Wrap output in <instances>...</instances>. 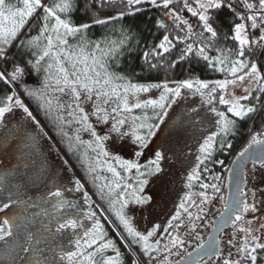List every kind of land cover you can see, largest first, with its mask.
<instances>
[{
	"label": "snow or ice",
	"instance_id": "obj_1",
	"mask_svg": "<svg viewBox=\"0 0 264 264\" xmlns=\"http://www.w3.org/2000/svg\"><path fill=\"white\" fill-rule=\"evenodd\" d=\"M111 2L16 0L11 3L0 0V83L9 88L8 94L0 98V123L14 108L22 109L25 118L38 129L29 139L35 142L36 136L46 137L52 141L51 147L57 155L60 154L57 145H63L67 153L76 156L95 188L90 195L81 179L74 177V189H67L82 193L86 209L80 208L75 200L64 199L59 187L49 193L55 198L52 207L58 214L55 233L62 236L68 232V242L49 249L52 256L48 258L41 249H33L34 236L26 232L25 244L21 247V251L31 253L26 264H264V231H261L264 224L253 229V220H246L249 213L253 214V219H258L256 214L262 208L257 206V190L252 189L251 203L244 190L249 175L255 181L257 169L264 170V128L250 134L248 143L232 161V167H225L224 160L214 159L218 149H231L227 138L235 135L237 120L264 111V65L252 58L255 48L264 51V0H122L127 11L101 18V10ZM177 3L181 5L179 9L174 6ZM152 9L161 11L163 18H156L154 27L164 31L159 42L142 53L147 71L165 66L175 68L195 59L223 78L133 82L118 71L121 58L133 47L131 29L122 26L119 31L113 29L112 35L105 34L99 39H92L88 34L94 26ZM78 11L87 17L86 21H74ZM185 11L196 18L195 24L183 15ZM225 11L230 14L224 20L227 29L220 20ZM229 41L235 44L234 48L227 46ZM33 73L42 74L38 86L28 83ZM246 79L250 85L243 89L246 95L233 93L228 98V87ZM152 89L161 90L157 98H140L141 93ZM185 90L199 96L202 105L208 106L216 130L204 136L198 145L195 164L186 178L189 191L184 193L175 213L166 224L157 223L140 231L133 226L127 210L129 205L151 206L154 196L147 188L163 175L162 162L166 156L162 151H155L146 163L141 164L140 159L165 123L169 109L185 98ZM21 94L36 101L37 110L43 112L59 140L54 141L48 135ZM217 102L226 106V111L219 110ZM134 109L144 111L134 115ZM147 110H151L152 115ZM97 124L106 127L103 134ZM82 133H87L90 139H82ZM108 141L127 143L134 158L113 154ZM249 161L251 169L246 168ZM63 162L71 167L68 160ZM209 163L220 165L229 175L225 177L215 172L207 166ZM98 169H106L111 179L99 175ZM204 174H207L206 180L202 179ZM233 182L236 183L235 193L231 191ZM196 185L200 190L193 192ZM3 188L4 181L0 179V189ZM93 196L106 202L107 208H101ZM217 200L223 207L219 217L211 222L212 231L206 239L199 229L207 219V206ZM24 203L14 200L10 193L0 211L8 209L10 204ZM105 213H111L115 221L104 216ZM101 216L112 226L126 254L121 252L116 240L109 237ZM17 219L16 216L5 217L0 222V240L12 236L14 227H21ZM86 222H91L90 226ZM229 224L233 233L226 247L234 248L235 253L228 251L225 255L218 234L222 231L221 225ZM182 227L183 236L179 231ZM238 233L243 234L239 240L236 239ZM193 238L195 247L188 251L186 244ZM108 250L114 255H107Z\"/></svg>",
	"mask_w": 264,
	"mask_h": 264
},
{
	"label": "rangeland",
	"instance_id": "obj_2",
	"mask_svg": "<svg viewBox=\"0 0 264 264\" xmlns=\"http://www.w3.org/2000/svg\"><path fill=\"white\" fill-rule=\"evenodd\" d=\"M245 87H250L247 79L235 86L230 85L226 95L228 98H231L233 93L238 96L246 95L243 90ZM160 91L152 89L149 93H141L140 98H157ZM192 109L197 111L193 112ZM142 111L144 110L134 109L133 114L141 115ZM102 127H97L101 134L106 131V127L104 125ZM215 130L213 114L208 111V106L202 105L199 96H192L185 90V98L169 109L165 123L157 130V136L152 139L149 148L140 159L141 164L146 163L148 159L153 158L155 151H162L166 156L162 162L163 175L153 180L147 188V192L154 196L151 206L129 205L127 214L132 217L134 227L144 231L153 223L164 224L171 218L184 193L189 191L186 187V178L195 164L198 145L204 136ZM37 131L32 122L25 118L22 109L18 108L6 114L4 122L0 123V179L4 181V188L0 189V206L7 202L10 193L14 200L26 202L10 204L8 209L0 211V222L5 217L16 216L18 217L16 223L21 225L20 228H13L12 236L0 240V253L9 241L19 242L20 245L13 253V259H7L0 264H26V258H31V253L21 251V247L25 244L26 232L34 236L33 249H41L48 258L52 256L49 249L57 244H67L69 233L57 235L56 222L47 221L48 217L42 210L52 199L49 196L50 192L59 187L64 195L74 197L81 206L84 204L81 192L67 190L74 189V177L84 183L82 176L72 166L68 167L64 164V160L70 162L69 158L61 149L60 154L57 155L51 147L52 141L46 137L36 136L35 142H32L29 137L34 136ZM81 136L83 139H90L89 135ZM106 143L113 154H119L125 159L134 158L127 143L120 141ZM89 154L94 156V153L89 152ZM108 175L111 176L110 173ZM85 190L91 195V189L86 184ZM259 195L260 193L256 194V201ZM92 198L96 201L95 196ZM252 198V191L248 190L247 199L250 203ZM256 216L258 219H253V215L248 218L253 220L251 225L264 224V213ZM49 222L53 226H50ZM86 223L89 226L91 224V222ZM36 240L40 243L36 244ZM106 254L114 255L112 250H108ZM39 258L43 261L44 257Z\"/></svg>",
	"mask_w": 264,
	"mask_h": 264
},
{
	"label": "trees",
	"instance_id": "obj_3",
	"mask_svg": "<svg viewBox=\"0 0 264 264\" xmlns=\"http://www.w3.org/2000/svg\"><path fill=\"white\" fill-rule=\"evenodd\" d=\"M9 2L16 3V0H9ZM47 2L51 3L52 0H47ZM174 6L177 9L181 7L179 3H177ZM142 7L148 8L149 6L143 5ZM127 10L128 9L126 8V5L122 3V0H112L111 4L108 7H105L104 9L101 10L100 15L101 18L107 16H116L118 11H127ZM184 13L190 15L186 11ZM228 15L230 14H228L225 11L223 14H221L220 17L221 22L224 24V29L228 28V24L224 23L225 17ZM158 17L163 18L161 11L157 9H152L151 11H144L135 16L126 15L122 19L114 20L107 25L94 26L93 28L89 29L88 34L92 39H99L105 34L112 35L113 29L119 31V29L122 26L131 29L132 33L134 34V39L132 42L133 47L130 52L126 51L124 56L121 58L118 71L128 75L133 82L159 83V82H163L164 80H168L171 82L175 80L187 79L190 77H199L201 79H207V80H215V79L223 78V76L220 73L210 72L209 70H207L203 62L197 63L195 59L191 60L190 62L189 61L182 62L178 64L175 68H168L167 66H165V67H160L157 70H153L151 72L147 71L146 70L147 66L144 64V61L142 59V53L146 50H150L152 46L158 43L164 31L162 29L158 30L156 27H154V21ZM192 18L196 19L195 17ZM73 19L75 22H84L87 20V17L81 15V13L78 11L74 14ZM169 26L171 27V25ZM33 34H35V30L33 31ZM137 41H138V45H137ZM221 43H223V35H221ZM227 46L234 48L235 44L229 41ZM211 54L214 55L215 53L213 52ZM171 58H174V56ZM252 58L258 59L260 63L264 65V51H262L261 49L256 48ZM28 78L30 79L29 84L31 86H38L42 78V74L37 75L33 73ZM8 92H9L8 86H6L3 83H0V98L8 94ZM21 98L24 99L25 104L29 106L30 110L33 111V114L36 115L37 119L40 120L41 124L45 126L44 130L48 133V135L51 136L54 141L59 140L60 137L54 134V129L52 128V125L44 117L43 112L37 110L36 101L31 98L24 97L23 94H21ZM216 107L221 111H226V106L219 105L218 102L216 103ZM147 111L149 115H152L151 110H147ZM93 123H95V118H93ZM96 127L103 128L102 125L99 124H97ZM262 128H264V111H259L258 113H255L245 118L244 120H237V130L235 135L227 138L228 142H230L232 145L231 149L226 148L223 151H220L218 149L214 153V159L224 160L225 167H228L232 159L248 143V137L250 132L254 133L260 131ZM81 135L86 136L88 134L82 133ZM84 140H88V139L85 138ZM58 147H60L62 152H64L67 155L70 161L69 162L70 165L78 173H80V175L83 178L82 179L83 182L91 189V194H92L95 191V188L91 183L88 173L85 171L83 167H81V164L76 159V156L73 155L72 153H67L63 145H58ZM81 151H83V149H81ZM207 166L209 168L214 169L215 172L223 173L225 176L224 168H222L220 165L209 163ZM98 174L101 176H106L109 179L111 178V176L108 175L106 169H98ZM202 179L206 180L207 174L202 175ZM199 190L200 189L198 185L194 186L192 189L193 192H198ZM95 198L97 204H99L101 208L104 209L107 208L106 202H101L99 198L96 196ZM83 208L86 209L87 206L83 204ZM96 210L98 216H100L101 213L99 209ZM104 216H107L108 219L115 221V217L111 213H105ZM104 216H101V220L102 223H104L105 225V229L108 231L109 237L115 239L118 246L120 247L121 252L126 254V249L123 243L116 236L115 231L113 230L112 226L107 222V220L104 218ZM154 224L155 223L151 224L147 228H151ZM161 246H163V241Z\"/></svg>",
	"mask_w": 264,
	"mask_h": 264
},
{
	"label": "built area",
	"instance_id": "obj_4",
	"mask_svg": "<svg viewBox=\"0 0 264 264\" xmlns=\"http://www.w3.org/2000/svg\"><path fill=\"white\" fill-rule=\"evenodd\" d=\"M184 16L188 17L191 19L192 23L195 24L196 23V19L192 18L190 15L186 14V13H183ZM256 49V48H255ZM254 49V51H255ZM249 169H251L252 165H248L247 166ZM246 167V168H247ZM227 176V174H225V177ZM225 184H226V180H225ZM261 188H264V170H260V169H257V172H256V178H255V181H253V178L251 175H249L248 177V184H247V187L244 189L246 192L248 190L252 191V189H256V194H259V197L257 199V206L258 207H261L262 210L257 213V214H262L264 213V191H260ZM224 192L226 194V187L224 188ZM198 203V202H197ZM222 202H220L219 200H217L216 202L210 204L207 206V219L204 221V224L200 227L199 231L201 233L202 236H204L205 238L207 237L208 233L211 231V222L214 220V218H216V216L219 214V211L222 210ZM193 211H195L193 209ZM251 215H253L252 213L248 214L246 216V219L250 218ZM185 222L187 223V218L185 217ZM199 223V222H197ZM251 227L253 229H258L259 226L256 225V226H252ZM180 234L183 236L184 233H185V229L182 227L180 230ZM261 231H264V230H261ZM232 233H233V228L232 226L230 225L228 228L224 229L222 231V233L220 234L219 236V239L221 241V247L223 248L224 250V253L225 255H227L228 251H232L233 253H235V249L232 248V249H229L228 247H226V241L232 237ZM259 234V233H257ZM243 234L242 233H238L237 236H236V239L239 240L240 236H242ZM167 238L165 237V240ZM195 239H191L189 241L188 244H186V248L188 251H191L193 250V248L195 247ZM172 259H178V257H172ZM215 260V258H213Z\"/></svg>",
	"mask_w": 264,
	"mask_h": 264
},
{
	"label": "flooded vegetation",
	"instance_id": "obj_5",
	"mask_svg": "<svg viewBox=\"0 0 264 264\" xmlns=\"http://www.w3.org/2000/svg\"><path fill=\"white\" fill-rule=\"evenodd\" d=\"M63 198L66 200H75L77 204L80 206V208H83V206H81L74 197L66 196L63 194ZM54 200L55 198H52L51 201L49 202V205L42 208V210L45 211L44 215L48 217V219H46L47 221L53 220L54 222H56L58 214L55 212V210L52 207V203L54 202ZM49 225L53 226L51 222H49ZM19 246H20L19 242L16 241H9L7 244H5L3 246L2 252L0 253V263H3L7 259H13V253L15 250H18Z\"/></svg>",
	"mask_w": 264,
	"mask_h": 264
},
{
	"label": "water",
	"instance_id": "obj_6",
	"mask_svg": "<svg viewBox=\"0 0 264 264\" xmlns=\"http://www.w3.org/2000/svg\"><path fill=\"white\" fill-rule=\"evenodd\" d=\"M235 158H236V156L232 159V161H233ZM232 161H231L229 167H232V166H233V165H232ZM249 164H251L250 161L246 164V167H247ZM228 175H229V174L227 173V176H228ZM227 176H226V177H227ZM227 183H228V181L226 180V185H227ZM241 186L243 187V185H241ZM231 191H232L233 193L236 192V183H235V182L232 183ZM228 192H229V188L226 186V194H227ZM218 217H219V214L216 216V218H214V220H216ZM218 222H219V221H218ZM229 226H230V224L227 225V226L221 225L222 231H223L224 229L228 228ZM211 231H212V228H211ZM211 231H210V232H211ZM222 231L219 232L218 236H220V234L222 233ZM207 237H208V235H207ZM207 237H206V239H207ZM191 251H192V250H191ZM206 259H207V257H205V260H206Z\"/></svg>",
	"mask_w": 264,
	"mask_h": 264
}]
</instances>
